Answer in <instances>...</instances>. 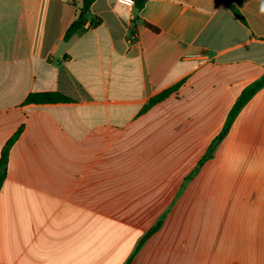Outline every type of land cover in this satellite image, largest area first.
<instances>
[{
    "label": "crops",
    "instance_id": "obj_1",
    "mask_svg": "<svg viewBox=\"0 0 264 264\" xmlns=\"http://www.w3.org/2000/svg\"><path fill=\"white\" fill-rule=\"evenodd\" d=\"M82 1L0 0V156L21 130L0 188V264H264V88L186 189L192 171L143 187L129 147L167 98L142 113L149 100L180 82L217 136L264 75L260 0H229L244 24L228 0H94L64 41ZM46 92L72 102L24 104Z\"/></svg>",
    "mask_w": 264,
    "mask_h": 264
},
{
    "label": "rangeland",
    "instance_id": "obj_2",
    "mask_svg": "<svg viewBox=\"0 0 264 264\" xmlns=\"http://www.w3.org/2000/svg\"><path fill=\"white\" fill-rule=\"evenodd\" d=\"M183 100L179 88L155 114L138 124L139 135L129 146L135 152L132 156L138 164L137 174L143 178L142 181L146 180L143 187H148V190L160 181L163 174L168 175L171 187L176 185L184 174L195 169L202 157L200 153L215 138L204 131L205 121H200L205 116L204 109L196 112L197 109L191 110L192 106L184 108ZM191 179L185 183V189ZM175 199L169 202V209L175 208ZM132 217L137 223L145 219L143 215Z\"/></svg>",
    "mask_w": 264,
    "mask_h": 264
},
{
    "label": "trees",
    "instance_id": "obj_3",
    "mask_svg": "<svg viewBox=\"0 0 264 264\" xmlns=\"http://www.w3.org/2000/svg\"><path fill=\"white\" fill-rule=\"evenodd\" d=\"M135 1V9L140 10L146 3V0H134ZM94 2V0H83L81 5L80 13L83 12L84 16L80 17L77 16L75 21L70 25L69 29L65 31L64 34V41L69 40L75 33L80 32L84 30L85 24L87 22L86 14L89 11V6ZM227 6L229 7V10L233 14L235 18H237L241 23H245L243 17L240 15V13L235 9L236 7L231 3V1H226ZM91 25H99V20L96 18H91ZM182 83H178L176 85H173L169 88L164 89L163 91L159 92L155 96H153L149 102L146 104V106L143 108L142 113L146 112L147 110H150L155 105L163 102L166 98H168L173 92H176L180 87ZM264 88V75H262L258 80L253 81L248 86H246L237 97L236 101L234 102L231 110L228 112V115L225 118V121L223 123V126L220 130V132L215 136V138L212 140L211 143H209L204 155L202 158L197 162V165L195 169L192 170L189 176L185 178V181H187L196 170L201 168L203 164L208 161L212 154L217 147L219 143L223 141V139L226 137V135L229 133V130L231 128V125L233 124L236 116H238L239 112L243 108V106L248 102V100L253 96L255 92L258 90H261ZM72 102V99L68 98L62 93L59 92H46V93H30L25 101L24 104H32L37 106H43L46 104H54V103H63ZM20 129L7 141L4 148L2 149L1 156H0V188L2 186V183L4 182L6 178V170H7V164H8V155L11 146L15 142L16 138L20 134ZM160 222H157L144 237L141 239L138 249L142 246L144 241L156 230V228L159 226Z\"/></svg>",
    "mask_w": 264,
    "mask_h": 264
},
{
    "label": "built area",
    "instance_id": "obj_4",
    "mask_svg": "<svg viewBox=\"0 0 264 264\" xmlns=\"http://www.w3.org/2000/svg\"><path fill=\"white\" fill-rule=\"evenodd\" d=\"M118 2L128 9H131V10L134 9V6H135L134 0H118Z\"/></svg>",
    "mask_w": 264,
    "mask_h": 264
},
{
    "label": "clouds",
    "instance_id": "obj_5",
    "mask_svg": "<svg viewBox=\"0 0 264 264\" xmlns=\"http://www.w3.org/2000/svg\"><path fill=\"white\" fill-rule=\"evenodd\" d=\"M259 14L264 15V0L259 2Z\"/></svg>",
    "mask_w": 264,
    "mask_h": 264
},
{
    "label": "water",
    "instance_id": "obj_6",
    "mask_svg": "<svg viewBox=\"0 0 264 264\" xmlns=\"http://www.w3.org/2000/svg\"><path fill=\"white\" fill-rule=\"evenodd\" d=\"M83 16H84V13H83V12H81V13H80V17H83Z\"/></svg>",
    "mask_w": 264,
    "mask_h": 264
}]
</instances>
